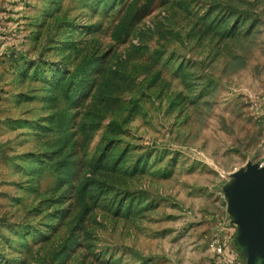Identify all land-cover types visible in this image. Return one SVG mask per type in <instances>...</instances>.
I'll use <instances>...</instances> for the list:
<instances>
[{"label":"rangeland","instance_id":"rangeland-1","mask_svg":"<svg viewBox=\"0 0 264 264\" xmlns=\"http://www.w3.org/2000/svg\"><path fill=\"white\" fill-rule=\"evenodd\" d=\"M248 163L264 0H0V264H215Z\"/></svg>","mask_w":264,"mask_h":264},{"label":"water","instance_id":"water-1","mask_svg":"<svg viewBox=\"0 0 264 264\" xmlns=\"http://www.w3.org/2000/svg\"><path fill=\"white\" fill-rule=\"evenodd\" d=\"M233 178L225 194L234 245L244 264H264V166L248 163Z\"/></svg>","mask_w":264,"mask_h":264},{"label":"built area","instance_id":"built-area-1","mask_svg":"<svg viewBox=\"0 0 264 264\" xmlns=\"http://www.w3.org/2000/svg\"><path fill=\"white\" fill-rule=\"evenodd\" d=\"M264 166V164H262ZM231 235L226 241L215 240L211 244V249L215 255V264H240L238 252L234 247L236 229H230Z\"/></svg>","mask_w":264,"mask_h":264}]
</instances>
